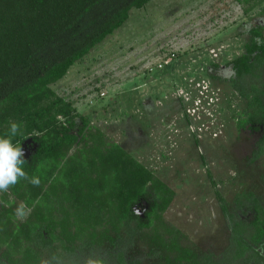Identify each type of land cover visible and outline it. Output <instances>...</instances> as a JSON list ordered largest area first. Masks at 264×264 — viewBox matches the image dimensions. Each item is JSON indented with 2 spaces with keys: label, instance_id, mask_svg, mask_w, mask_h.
Wrapping results in <instances>:
<instances>
[{
  "label": "rangeland",
  "instance_id": "374dc122",
  "mask_svg": "<svg viewBox=\"0 0 264 264\" xmlns=\"http://www.w3.org/2000/svg\"><path fill=\"white\" fill-rule=\"evenodd\" d=\"M257 26L264 27V0H153L51 87L174 192L160 233L175 230L180 247L196 254L229 247L218 194L240 219L252 215L236 210V195L252 193L264 205V156L254 157L261 127L239 130L246 100L226 68ZM83 146L79 137L71 152ZM21 204L0 190V221L14 216L26 229L27 215H16ZM147 207L144 201L136 210L143 215ZM109 231L79 244L78 264H114L120 253L127 264H181L176 253L160 252L153 229ZM0 264H13L4 250Z\"/></svg>",
  "mask_w": 264,
  "mask_h": 264
},
{
  "label": "trees",
  "instance_id": "16d2710c",
  "mask_svg": "<svg viewBox=\"0 0 264 264\" xmlns=\"http://www.w3.org/2000/svg\"><path fill=\"white\" fill-rule=\"evenodd\" d=\"M151 1L0 0V136L11 135L10 124L16 123L12 142L23 152L33 149L23 156L25 176L4 190L21 199L28 213L26 229L14 216L0 221V251L13 264H78L80 243L95 244L110 229L134 226L139 233L153 229L156 247L179 255L181 264H264V205L254 194L235 197L236 210L251 213L250 219L236 218L218 194L232 232L225 252L181 248L175 230L160 233L161 214L174 192L51 88L127 23L133 9ZM250 36L245 52L226 68L246 100L239 130L261 127L254 153L259 159L264 156V27L253 28ZM79 137L84 146L71 152ZM144 201L148 208L138 214ZM95 264L105 263L96 258ZM114 264H127L123 253Z\"/></svg>",
  "mask_w": 264,
  "mask_h": 264
},
{
  "label": "clouds",
  "instance_id": "9594fccd",
  "mask_svg": "<svg viewBox=\"0 0 264 264\" xmlns=\"http://www.w3.org/2000/svg\"><path fill=\"white\" fill-rule=\"evenodd\" d=\"M18 132L19 125L11 123V135L0 136V190H6L10 185L16 184L18 178L25 176L23 171V165L25 164L24 152L20 145L12 142V137ZM32 183L38 185L40 181L37 177H33ZM27 214L25 205L21 204L16 208L18 217L23 218Z\"/></svg>",
  "mask_w": 264,
  "mask_h": 264
},
{
  "label": "flooded vegetation",
  "instance_id": "af4514ba",
  "mask_svg": "<svg viewBox=\"0 0 264 264\" xmlns=\"http://www.w3.org/2000/svg\"><path fill=\"white\" fill-rule=\"evenodd\" d=\"M148 208V207H147ZM137 213H138V211H137ZM138 214H140V213H138Z\"/></svg>",
  "mask_w": 264,
  "mask_h": 264
}]
</instances>
